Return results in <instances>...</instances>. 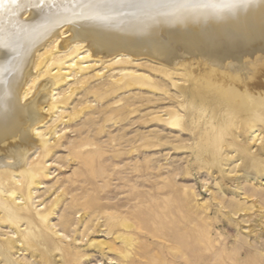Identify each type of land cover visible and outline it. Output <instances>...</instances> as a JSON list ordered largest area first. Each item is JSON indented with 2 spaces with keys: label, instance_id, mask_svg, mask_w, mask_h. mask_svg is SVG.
<instances>
[{
  "label": "rangeland",
  "instance_id": "obj_1",
  "mask_svg": "<svg viewBox=\"0 0 264 264\" xmlns=\"http://www.w3.org/2000/svg\"><path fill=\"white\" fill-rule=\"evenodd\" d=\"M61 39L36 47L27 80L49 57L75 60ZM140 51L93 50L84 69L73 67L56 87L57 108L37 124L46 147L26 155L38 184L0 167V201L20 195L18 207L38 222L0 212V246L17 239L15 231L40 230L53 264H264L263 164L238 179L241 160L230 158L237 151L223 160L224 172L203 166L196 156L202 129L181 110L164 61ZM176 109L185 124L172 129L165 119ZM19 247L0 253V264H47L45 245L35 254L26 242Z\"/></svg>",
  "mask_w": 264,
  "mask_h": 264
},
{
  "label": "bare ground",
  "instance_id": "obj_2",
  "mask_svg": "<svg viewBox=\"0 0 264 264\" xmlns=\"http://www.w3.org/2000/svg\"><path fill=\"white\" fill-rule=\"evenodd\" d=\"M113 4L117 11L106 23L77 21L28 38L19 70L11 77H0V167L8 166L14 173L24 174L30 184H38L34 170L25 167L26 155L31 149L46 147L37 124L46 112L57 108L56 87L73 67L83 70V62L93 50L136 49L164 61L163 75L182 96L181 110L202 129L196 156L203 166L224 172L223 160L237 151L230 155L241 160L235 178L245 177L249 171L257 173L261 164L264 176V0H113ZM35 15L24 12L18 19L23 24ZM55 34L62 35L61 47L72 49L75 60L65 63L49 57L43 72L27 80L36 47ZM173 76H179L182 83ZM165 122L172 129L185 124L177 109L168 112ZM261 138V144L252 150L251 144ZM6 159L13 161L7 163ZM3 196L0 212L6 218L38 222L29 209L18 207L20 195L11 191ZM15 232L17 239L3 243L0 253L18 251L26 242L35 254L45 245L42 259L53 264L44 233ZM152 233L165 237L161 231ZM121 240L132 247L128 236ZM121 255L128 258L130 252Z\"/></svg>",
  "mask_w": 264,
  "mask_h": 264
},
{
  "label": "snow or ice",
  "instance_id": "obj_3",
  "mask_svg": "<svg viewBox=\"0 0 264 264\" xmlns=\"http://www.w3.org/2000/svg\"><path fill=\"white\" fill-rule=\"evenodd\" d=\"M116 11L113 0H0V77H11L19 70L28 38L77 21L106 23ZM24 12L36 15L21 24L18 18Z\"/></svg>",
  "mask_w": 264,
  "mask_h": 264
}]
</instances>
